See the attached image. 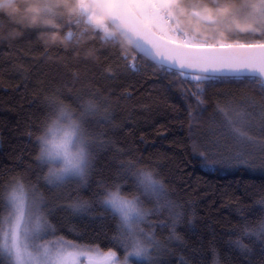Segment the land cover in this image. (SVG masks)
I'll return each instance as SVG.
<instances>
[{
    "label": "trees",
    "instance_id": "trees-1",
    "mask_svg": "<svg viewBox=\"0 0 264 264\" xmlns=\"http://www.w3.org/2000/svg\"><path fill=\"white\" fill-rule=\"evenodd\" d=\"M178 1L181 42L191 43L182 40L191 30L199 45L264 43V34L237 33L223 43L188 17L196 0ZM198 1L221 16L241 4ZM82 2L100 15L88 0H0V264H12L1 236L13 224L16 182L52 248L99 250L119 261L129 255L131 238L106 203L119 193L149 215L147 257L128 264H264V162L237 159L230 167L208 151L219 111L235 131L252 123L232 103H254L264 123V82L159 65L108 20L109 32L90 23ZM64 108L80 126L87 163L82 175L47 183L40 138ZM255 152L264 161V146Z\"/></svg>",
    "mask_w": 264,
    "mask_h": 264
},
{
    "label": "rangeland",
    "instance_id": "rangeland-1",
    "mask_svg": "<svg viewBox=\"0 0 264 264\" xmlns=\"http://www.w3.org/2000/svg\"><path fill=\"white\" fill-rule=\"evenodd\" d=\"M178 2V0H129L134 10L149 26L174 42H181L179 30L182 21L177 18L174 11ZM188 4L186 6L188 17L194 18V21L198 23L202 22V31L208 29L212 33H219L223 39L235 36V33L241 36L264 34V0H241L238 7L229 10L228 15H231L229 17L228 15H216L208 6L198 0L189 1ZM54 6L55 4L49 3L52 20H56V17L59 16V10ZM46 7L43 5L39 9ZM81 7L90 23L109 32V27L101 15L90 8L86 2H82ZM184 34L186 37L182 40L195 45L196 42H193L192 38L196 34L191 30ZM231 41L233 40H222L223 43ZM232 106L231 109H235L238 115L247 116L246 118L252 120V123L248 125L249 122H245L242 130L235 131L227 121L221 119L219 111L211 123L209 140L212 147L208 149L209 153L215 155V159H218L221 164H229L230 167L242 163L235 164L237 159L263 163V157L255 152L256 148L264 146L262 116L258 113L254 103L249 101L235 102L232 103ZM73 119L69 109H61L57 119L51 126L49 125L45 134L40 138V151L37 160L47 165L48 172L45 177L47 183H55L65 177L80 176L84 173V165L87 163L88 156L83 149L81 150L80 126L73 123L75 122ZM235 126V128L241 126L240 122L239 125L235 123ZM236 141H239V146L242 147H238ZM22 186L21 182H16L12 186L8 202L13 209L14 220L11 227L7 226L1 236L2 249L9 254L12 264H85V258L101 259L107 256L106 254L114 255L113 253H102L99 250L87 251V249L77 247L70 249L57 246V248H52L48 243L50 241H43L45 231L40 232L33 225L34 211L26 206L28 196ZM110 196L109 202L106 201V203L121 218L126 228L125 232L128 233L132 241L131 253L120 261L116 260L114 264H128L132 258L145 259L147 257L145 241L148 236L144 229V223L148 222L147 211L140 206L135 198L127 199L119 193Z\"/></svg>",
    "mask_w": 264,
    "mask_h": 264
},
{
    "label": "water",
    "instance_id": "water-1",
    "mask_svg": "<svg viewBox=\"0 0 264 264\" xmlns=\"http://www.w3.org/2000/svg\"><path fill=\"white\" fill-rule=\"evenodd\" d=\"M137 52L176 71L212 77H257L264 82V43L186 45L169 40L149 26L129 0H88ZM113 256L86 264H112Z\"/></svg>",
    "mask_w": 264,
    "mask_h": 264
},
{
    "label": "flooded vegetation",
    "instance_id": "flooded-vegetation-1",
    "mask_svg": "<svg viewBox=\"0 0 264 264\" xmlns=\"http://www.w3.org/2000/svg\"><path fill=\"white\" fill-rule=\"evenodd\" d=\"M110 254V253H109ZM107 256H105L104 258H106V257H108V254H106ZM104 258H102V259H104ZM97 260H100V259H97Z\"/></svg>",
    "mask_w": 264,
    "mask_h": 264
}]
</instances>
